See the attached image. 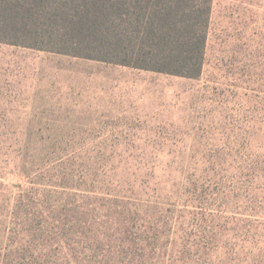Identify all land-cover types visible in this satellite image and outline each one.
Instances as JSON below:
<instances>
[{"label":"rangeland","instance_id":"1","mask_svg":"<svg viewBox=\"0 0 264 264\" xmlns=\"http://www.w3.org/2000/svg\"><path fill=\"white\" fill-rule=\"evenodd\" d=\"M0 264H264V0L198 79L0 43Z\"/></svg>","mask_w":264,"mask_h":264},{"label":"trees","instance_id":"2","mask_svg":"<svg viewBox=\"0 0 264 264\" xmlns=\"http://www.w3.org/2000/svg\"><path fill=\"white\" fill-rule=\"evenodd\" d=\"M214 0H0V43L198 79Z\"/></svg>","mask_w":264,"mask_h":264}]
</instances>
